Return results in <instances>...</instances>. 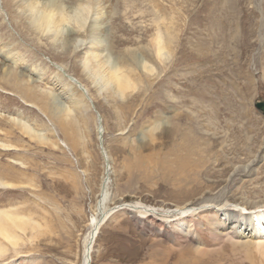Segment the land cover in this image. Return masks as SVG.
<instances>
[{"label":"rangeland","instance_id":"374dc122","mask_svg":"<svg viewBox=\"0 0 264 264\" xmlns=\"http://www.w3.org/2000/svg\"><path fill=\"white\" fill-rule=\"evenodd\" d=\"M33 1L0 0V211L30 223L0 264H84L107 213L91 264H264L224 219L264 206V0H37L58 34Z\"/></svg>","mask_w":264,"mask_h":264},{"label":"bare ground","instance_id":"6f19581e","mask_svg":"<svg viewBox=\"0 0 264 264\" xmlns=\"http://www.w3.org/2000/svg\"><path fill=\"white\" fill-rule=\"evenodd\" d=\"M37 6H39V2L36 0V1H33V2L27 4V6H26V10L27 11H25L24 9H22L23 11H21V13L23 12L22 15L24 16V18L27 19L28 22L32 25V28L34 27L36 30H39L41 33H45L47 31H50V29H52V28H56L57 34L59 33V31H63V26L65 25L64 21H65V18H66V17L64 18V16H63V13H64L63 10H61L58 7H55V6H51L50 4H45V5L39 6V14L37 15V14H35L33 12V9L37 8ZM59 6H61V5H59ZM84 11L79 12V14L82 17L84 16ZM77 14H78V12L75 15L77 16ZM99 14H100V12H99ZM58 15H60V18H58ZM24 18H21V19L24 20ZM79 18L80 17L78 16V19ZM30 24H29V26H31ZM79 25H80V23H79ZM64 28H65V26H64ZM35 29H33L32 32H34ZM71 33L72 32L69 31L68 35H70ZM54 34H55V32H54ZM154 41H155V44H156V54L158 55V57H160L162 52H165L164 50H166L165 49V44L163 45L162 38L159 35L157 36V38ZM162 56H163V54H162ZM94 60H96V59L92 55L90 57V59L88 60V66L87 67H88V70H89L88 74L92 75L91 76L92 82L96 86V88H97V86H99V87L102 86L101 89L102 88H107L108 89L111 85H112V87L114 85V87L115 86L118 87L119 88V92H121L122 86H123V79L120 76L119 69L114 64L112 65L111 62L105 61L104 65H107V67H109L108 69L110 70V72L109 71H108V73L107 72L106 73L102 72L103 74H101L100 73L101 71L98 72V70L94 69L92 64H89V63H91V61H94ZM94 62H96V61H94ZM96 67L99 68L101 66H99V65L97 66L96 65ZM105 67H104V71H105ZM100 70H103V69H100ZM67 77L70 79V81H72V82H74V83H76L78 85L80 91L86 97L87 90L80 83L77 82L78 80L74 79V78H71L69 76H67ZM115 95L117 96L116 98H119V97L123 98L124 93L123 92L115 93ZM87 99H88V97H87ZM89 101H91V100L89 99ZM102 130L103 129H101V127H100V131H99L100 135H101V131ZM5 185H9V184H5ZM139 208L141 210L145 211V212H152V209H149V208L147 209L146 207H139ZM223 210H224L223 208L219 209V211H223ZM224 212H225L224 214L227 215L226 217H224V219L228 223H232L234 225L236 224V227H238V225L242 224L243 226H245V228H244V230H242V232L243 231L245 232V231L250 229V231L253 233L252 237L256 240V245L261 247V248H264V206L263 207H259L254 212H248V208H244V207L240 208L239 211H236V212H238L236 214H234L235 213L234 210H228V211H224ZM190 213H192V210H189V209H186V210L180 209L179 210V214H180V216L183 217V219L187 218ZM102 217H103V220L101 222H97L96 219L93 221V225L95 227L96 232L93 233V237H92V241H91L92 243L88 242V244H87L88 246H87L86 252H85L84 264H91V261H92V244L94 242L93 240L96 238V236L98 234V231H99V229H100V227L102 225V222H104L109 217V213H107L105 215L102 214ZM29 224L30 223H29L28 219H26L24 217L21 218L19 216H16L15 213L12 212V211H0V257H2L4 252L8 250V247H7L8 242L10 244H12V246L13 245L17 246V244H18V242L20 240L17 237L18 231H21V232L27 231V228H28Z\"/></svg>","mask_w":264,"mask_h":264},{"label":"clouds","instance_id":"9594fccd","mask_svg":"<svg viewBox=\"0 0 264 264\" xmlns=\"http://www.w3.org/2000/svg\"><path fill=\"white\" fill-rule=\"evenodd\" d=\"M33 12L38 15L39 14V6H37V8H35V9H33ZM64 23L71 26V23H72L71 18H65ZM83 63L85 65V70H87L88 61L85 59Z\"/></svg>","mask_w":264,"mask_h":264},{"label":"water","instance_id":"95a60500","mask_svg":"<svg viewBox=\"0 0 264 264\" xmlns=\"http://www.w3.org/2000/svg\"><path fill=\"white\" fill-rule=\"evenodd\" d=\"M87 96V95H86ZM257 110H259L264 115V101L260 100L255 104ZM106 157V156H105Z\"/></svg>","mask_w":264,"mask_h":264}]
</instances>
